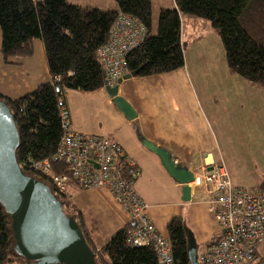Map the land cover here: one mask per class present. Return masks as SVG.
Segmentation results:
<instances>
[{
    "label": "trees",
    "instance_id": "trees-1",
    "mask_svg": "<svg viewBox=\"0 0 264 264\" xmlns=\"http://www.w3.org/2000/svg\"><path fill=\"white\" fill-rule=\"evenodd\" d=\"M115 1L117 11L84 8L67 0H0L3 55L25 58L33 54L34 40L43 45L50 80L21 98L0 94V99L10 108L18 128L16 156L20 167L53 192L52 178L69 175L68 167L53 164L46 174L37 170L35 164L52 160L59 148L63 135L61 107L66 108L68 92L104 88L101 50L109 44L114 22L121 13L135 18L146 36L126 56L129 74L150 77L184 68L183 21L191 17L209 23L220 37L230 74L264 88V0H173L175 7L160 9L156 35L152 34V0ZM126 174L130 176V170ZM260 187L264 190V181ZM71 194L57 197L65 214L82 229L96 254V264H158L151 246L127 244L133 223L98 248L91 229L76 211ZM167 231L174 264H189L182 218H172ZM14 247L12 220L0 202V264L28 263ZM263 261L264 258L258 264Z\"/></svg>",
    "mask_w": 264,
    "mask_h": 264
},
{
    "label": "crops",
    "instance_id": "crops-1",
    "mask_svg": "<svg viewBox=\"0 0 264 264\" xmlns=\"http://www.w3.org/2000/svg\"><path fill=\"white\" fill-rule=\"evenodd\" d=\"M173 7H175L174 1L172 5L162 6L160 9ZM197 26L198 22L192 27L196 29ZM207 30H201L203 36ZM193 36L194 34L190 37L193 38ZM203 36L194 40L193 43L191 42L192 45L202 50L203 42L211 49L212 44H219L213 32ZM202 51L204 52V50ZM39 56H41L40 53ZM203 56L205 57L206 54L203 53ZM212 56L211 52L210 57ZM37 60L25 57L22 62H15L26 65L31 70V78L33 84L36 80V87L42 82L50 80V75L46 77L42 70H37ZM212 63L210 64L209 60H206L204 65L209 70L208 67L210 65L212 67ZM186 66L190 65L185 56ZM184 68L176 72L180 75ZM215 70L214 64L211 74L202 78L197 76L196 71L192 81L196 90L194 93L190 92L187 108L182 112L180 107L174 105L168 87V82L173 79V76L169 75L170 73L140 78L136 76L124 80L119 84V95L123 96L137 112L138 117L135 122H137L140 133L150 142L168 149L183 162L191 165L192 172L195 170V164H198L201 173L204 167L210 169L213 164L222 163L234 185L247 189L259 188L264 181V118L261 117L262 113H253V111L258 107H263L264 92L247 94L245 98H242L241 89L249 88L252 85L242 77L229 72L225 76L213 74ZM209 78L213 80L215 86L211 89H200V79ZM122 89H124L123 92H121ZM101 91L107 94L105 88H102ZM0 94L11 99L21 98L7 96L1 92ZM101 97L103 98V96ZM106 101L112 102L109 98ZM66 111L74 132L79 133L87 130L84 124L72 121V115L70 116L67 106ZM96 133L94 131L87 135L80 134L96 136L94 135ZM133 136L132 133L129 143L118 136L116 139L110 136L107 139L117 143L128 162L140 172V176L135 182V191L144 201L146 213L158 232L168 238L167 225L169 221L175 217L182 218L186 233L192 236L197 243L199 256L218 233L209 200L207 203L195 200V195L199 190V188H195L192 190L191 200L184 202L182 189L176 182H173L174 184L168 189L161 186L160 190L157 188L150 190L144 186V182L151 185L149 179L152 178L154 172L165 175L170 180L173 178L163 169L157 156L148 152L149 150L143 148L137 140H133ZM134 152H139L142 161H138L133 155ZM69 192L72 193L70 199L76 207V211L80 216H83L85 224L91 229L98 248L104 246L114 234L129 225L128 214L122 210L108 190L97 188L81 191L71 184ZM202 192L206 196L203 189ZM157 194L159 197L156 198Z\"/></svg>",
    "mask_w": 264,
    "mask_h": 264
},
{
    "label": "built area",
    "instance_id": "built-area-1",
    "mask_svg": "<svg viewBox=\"0 0 264 264\" xmlns=\"http://www.w3.org/2000/svg\"><path fill=\"white\" fill-rule=\"evenodd\" d=\"M142 26L126 14H119L111 30L108 45L101 50L102 71L106 86L113 87L121 69L126 70V56L144 41ZM117 47V53L113 49ZM128 72V71H127ZM129 75V72H128ZM63 135L52 160L35 164L49 174L51 166H67L69 175L52 178L56 196L68 193L70 184L81 191L104 188L110 192L133 223L127 238L131 247L151 246L158 264H174L168 238L162 236L146 213V205L135 191L140 172L134 169L114 141L85 136L70 127L65 107H61ZM131 174L127 177L126 171ZM192 190L203 187L209 196L218 233L213 243L198 256V264H254L264 243V190L236 186L222 163L204 167L194 174Z\"/></svg>",
    "mask_w": 264,
    "mask_h": 264
},
{
    "label": "water",
    "instance_id": "water-1",
    "mask_svg": "<svg viewBox=\"0 0 264 264\" xmlns=\"http://www.w3.org/2000/svg\"><path fill=\"white\" fill-rule=\"evenodd\" d=\"M131 73L124 80L136 77ZM104 88L127 122H134L139 144L155 154L166 173L181 187L184 202L191 200L194 172L166 148L147 140L138 130L137 112L118 93V86ZM133 123V124H134ZM19 133L10 108L0 99V202L12 220L15 251L29 264H96V254L73 217L62 209L50 187L28 176L20 167L16 150ZM189 264H198L195 239L187 234ZM264 264V261L261 263Z\"/></svg>",
    "mask_w": 264,
    "mask_h": 264
},
{
    "label": "rangeland",
    "instance_id": "rangeland-1",
    "mask_svg": "<svg viewBox=\"0 0 264 264\" xmlns=\"http://www.w3.org/2000/svg\"><path fill=\"white\" fill-rule=\"evenodd\" d=\"M69 3L78 4L81 7H89L92 9L99 10H118V4L115 0H67ZM173 4V0H152V34L156 35L158 32V22H159V12L162 6H170ZM190 19H184L183 21V42L186 45L185 56L188 61L189 67L186 66L180 75L174 71L169 75L173 76L172 81L168 82L169 90L172 94L174 105L181 108V112L187 108V103L189 101V96L191 93H194L196 90L195 85L192 83L193 75L197 71V76L200 78L206 76L207 74H211L213 65L215 64L216 70L213 72L218 76L228 74V65L226 53L222 44L220 37L215 33L211 25L207 22L199 20L198 26L196 29L192 26H195L196 19L189 17ZM194 20V21H188ZM202 29L207 30L204 33L206 36L208 33L213 32V34L218 39L219 44H212V49L207 47L206 43L203 42L202 50L204 52L192 45L193 41L202 37ZM193 38L190 37L193 35ZM203 36V37H204ZM192 42V43H191ZM191 43V45H189ZM34 53L31 56H27L26 58H39L37 60V70L43 72L46 77L49 75L47 62L44 54V49L42 42L40 40H34L33 44ZM2 47V31L0 29V92L4 95L11 96L14 98L22 97L25 94L31 92L37 85L36 80L35 84H33L32 80V72L26 65L16 64L15 62L23 61L24 58L20 57H6L1 52ZM211 52L213 56L210 57ZM39 53L41 56H39ZM203 53L206 56H203ZM205 58V59H204ZM209 60L210 64L212 63V67L210 65L209 70L205 67L204 62ZM212 60V61H211ZM38 75V74H37ZM223 76V77H224ZM213 77V76H212ZM140 78V77H139ZM200 79L199 87L200 89H211L215 84L211 78L209 79ZM43 83V82H42ZM35 86V87H34ZM34 87V88H33ZM136 87V86H135ZM264 88L251 86L249 88H242V98H245L247 94H253L257 92L264 91H256ZM199 90V89H198ZM124 89L121 90L123 92ZM191 92V93H190ZM119 93V90H118ZM103 96V98L101 97ZM121 96V95H120ZM123 97V96H122ZM108 95L104 93V91L96 90L93 92H82V91H70L66 97V106L69 110L70 116L72 115V121L75 123H81L86 126V131L79 132L83 134H89L96 131L94 134L96 136L109 138L113 137L116 139V136L124 139L129 143L131 140V134L133 140H137L136 127L133 123L127 122L121 112L115 107V105L111 102L108 103ZM110 100V98H109ZM264 102V98L262 99ZM259 112L263 115L264 118V104L262 108H257V110L253 111V113ZM73 129V126H72ZM74 130V129H73ZM75 131V130H74ZM147 150V149H146ZM150 152V151H148ZM139 152L135 153V157L138 161H142L140 158ZM156 156V155H155ZM194 172L200 173V169L198 164L194 166ZM259 170H261L259 168ZM148 178V177H147ZM149 179V178H148ZM139 180V179H138ZM172 180V179H171ZM165 177V175H160L158 172H154L153 176L149 181L151 185H148L144 182V186L153 190L152 188H157L160 190L161 186H165L167 189L174 184L173 182ZM138 182V181H137ZM261 188V187H259ZM203 187L199 188L197 194L195 195V200L205 201L206 203L209 200V196H205L202 192ZM254 190V189H253ZM205 192V191H204ZM206 194V193H205ZM159 197L158 194L156 198ZM264 258V243L260 248V254L257 261H260ZM110 262V261H109ZM254 264H258L254 263Z\"/></svg>",
    "mask_w": 264,
    "mask_h": 264
},
{
    "label": "bare ground",
    "instance_id": "bare-ground-1",
    "mask_svg": "<svg viewBox=\"0 0 264 264\" xmlns=\"http://www.w3.org/2000/svg\"><path fill=\"white\" fill-rule=\"evenodd\" d=\"M113 53L114 54L117 53V47L113 49ZM120 69H121V73L119 74L117 81L114 83V86H118V88H119L120 80L124 79L128 75L127 70L122 69V68Z\"/></svg>",
    "mask_w": 264,
    "mask_h": 264
},
{
    "label": "clouds",
    "instance_id": "clouds-1",
    "mask_svg": "<svg viewBox=\"0 0 264 264\" xmlns=\"http://www.w3.org/2000/svg\"><path fill=\"white\" fill-rule=\"evenodd\" d=\"M110 87V86H109ZM114 87V86H113ZM53 194H55L53 191H52Z\"/></svg>",
    "mask_w": 264,
    "mask_h": 264
},
{
    "label": "flooded vegetation",
    "instance_id": "flooded-vegetation-1",
    "mask_svg": "<svg viewBox=\"0 0 264 264\" xmlns=\"http://www.w3.org/2000/svg\"><path fill=\"white\" fill-rule=\"evenodd\" d=\"M30 263V261H28V263L27 264H29Z\"/></svg>",
    "mask_w": 264,
    "mask_h": 264
}]
</instances>
